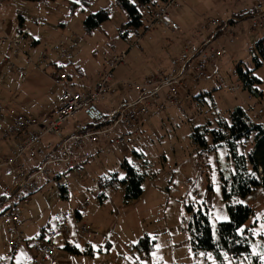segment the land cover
Instances as JSON below:
<instances>
[{
	"label": "rangeland",
	"instance_id": "1",
	"mask_svg": "<svg viewBox=\"0 0 264 264\" xmlns=\"http://www.w3.org/2000/svg\"><path fill=\"white\" fill-rule=\"evenodd\" d=\"M83 1L79 0L80 7L72 10L68 0H3L2 5L0 0V12L5 19L4 32L12 34L16 30L19 14L26 19L32 32L18 53L25 61L26 66L21 65L25 67V73L11 66V62L19 66L20 59L2 55L0 60V137L7 128L9 111L39 115V112L49 113L57 107L58 86L52 85L47 75L36 71L33 66L38 67V59L57 43L76 46L75 52L60 62L72 60L73 64H66L64 68L70 72L72 82L82 83L77 90L91 85L104 67L107 56L125 52L124 60L114 71V82L117 87L119 80V88L100 103L102 113L119 107L123 100H130L136 94L126 82H145L150 75L172 71L174 62L181 57L186 46L209 41L211 47L226 48L227 52L209 61L200 78L196 77V59L190 62L184 85L192 97L203 94L201 100L191 97L194 102L188 101L181 93V103L169 105L160 119H146L139 136L119 127L114 130L115 134L104 135L96 143L85 140L73 153L72 168H66L70 182L66 197L54 180L48 182L43 175L38 176L36 181L43 188L31 194L21 205L23 229L27 234L35 232L33 237H36L41 228L48 231L67 222L72 232L60 234L53 240L62 264H250L256 255L264 264L263 188H256L240 200L253 209L247 223L250 255L235 260L226 257L220 263L212 252H195L189 244L188 226L182 227L184 219L189 220L192 216L187 209L191 204L194 212L200 207L205 211L208 209L214 231L221 218H228L222 177H230L235 170L228 147L201 149L193 142L191 134L194 127L208 123L214 128L217 118L221 115L227 117L234 107L242 106L249 111L253 104L256 109H264V54L258 46L264 38V28H251V21L257 15L237 16L239 13L249 14L256 3L264 0H177L179 6L170 9L179 30L157 21L153 28H141L140 36L130 33L128 38L119 33L127 20L116 0H93L86 7ZM158 2L153 1L147 6ZM102 8L109 11L110 18L87 33L84 20ZM234 17L238 20L225 27L224 24ZM214 19H219L222 24H210ZM162 28L166 33H162ZM161 37L163 45L158 44ZM148 39L152 45H147ZM33 40L39 43L32 45ZM27 53L31 56V65L26 62ZM239 63L244 70H252L261 79L262 83L257 85L263 91L261 97H254L242 88L230 92L231 84L241 82L236 71ZM77 65L83 68L84 75L76 71ZM44 67H50V63ZM50 70L48 68L47 73ZM30 76L33 77L27 83ZM98 120L104 119L100 117ZM76 122L92 123L90 111L83 110L75 118H70L63 132L67 134ZM116 136H122L125 143L114 148L110 141ZM207 138L211 144V136ZM2 140L6 141L0 139V156L8 157L13 145ZM135 151L143 155L138 157ZM124 161L138 168L145 177L143 193L136 199H126L121 182L114 189L101 184L102 180L114 176L119 181L125 179ZM79 165L83 169L81 175L75 168ZM6 168L0 167V195H5V188L12 183ZM50 171L51 176L56 177V168L52 166ZM187 178L193 182L182 189ZM87 198L91 202L89 206L86 205ZM84 225L90 229L82 235L77 229ZM145 235L157 240L149 256L134 248V243ZM8 238L0 223V264H47L39 261L40 251H30L25 244L15 253L7 244ZM36 242L41 243V238ZM68 243L82 253L69 251L66 248Z\"/></svg>",
	"mask_w": 264,
	"mask_h": 264
},
{
	"label": "built area",
	"instance_id": "2",
	"mask_svg": "<svg viewBox=\"0 0 264 264\" xmlns=\"http://www.w3.org/2000/svg\"><path fill=\"white\" fill-rule=\"evenodd\" d=\"M142 17L143 26L132 27L130 33L134 36H140L141 28L154 27L157 21L165 24L172 29H180L179 24L174 20L171 14V7L177 8V0H162L148 7L145 4L133 0ZM174 4V5H173ZM255 13L257 15L251 21V28L257 30L264 28V2L255 4ZM33 20V19H31ZM4 22L0 12V47H4L12 55L20 53L22 44L31 35V28L24 22H17L15 31L12 34L4 32ZM213 25H220L222 21L214 19L210 22ZM139 38V37H138ZM76 46L73 43H57L45 56H42L38 67L56 65L54 79L56 80L59 91L57 92L58 104L53 113L47 115H35L17 113L11 110L8 116L11 122L8 124L4 134L10 137H16L18 142L11 155L8 157L0 156V167H7L11 170L13 176L12 183L5 188V200L0 205V222L4 226L8 235V245L14 251H18L25 241L23 230V220L21 215V205L26 202L29 196L40 191L43 185H39L36 178L43 175L48 182L55 181L56 186L69 188L70 182L67 178L66 168H72L73 153L79 149L85 140L90 143H96L102 136H109L119 127L124 128V132L139 136V120L145 116H151L160 119L171 104H180V94L184 93L188 101H193L192 95H188L185 87L184 77L189 69V64L196 59L195 72L196 77L203 76L209 61L218 55H225L226 48L218 49L211 47L209 41L200 45L186 46V50L175 62V68L172 71L159 72L146 79L145 82H130L127 85L136 92V95L130 100L123 101L119 107L107 113L104 121H98L83 125L76 122L73 129L67 134L63 132L67 121L75 118L83 110H91L116 89L115 69L124 60L125 52L113 53L104 61V67L100 71L99 81L93 88L87 90H76L70 83L71 74L66 70L60 61L69 58L75 52ZM7 58V57H6ZM26 62L31 63V56L25 55ZM12 68L16 67L11 62ZM25 67H21L24 71ZM241 88L240 83H233L229 86L230 92L238 91ZM192 97V98H191ZM257 104V103H256ZM250 116L256 121L264 123V109H256L253 104L249 106ZM55 137L56 141L51 140L45 146H42L45 137ZM125 143L122 136L113 137L110 141L111 147L117 148ZM55 167L56 177L51 176L50 167ZM77 174L81 175L82 167L76 166ZM192 179L187 178L184 189ZM197 196V194H195ZM90 200L86 199V205H90ZM187 219L182 222V227L188 226ZM89 226L84 225L77 229L80 234L85 235L89 232ZM181 231L185 233V229ZM71 227L67 222L60 223L57 227L45 231L42 235V242H31V251H40L39 261L47 264H62L58 255V249L54 245V238L60 234H70ZM39 238V239H40ZM145 258V257H144ZM76 264V263H73Z\"/></svg>",
	"mask_w": 264,
	"mask_h": 264
},
{
	"label": "trees",
	"instance_id": "3",
	"mask_svg": "<svg viewBox=\"0 0 264 264\" xmlns=\"http://www.w3.org/2000/svg\"><path fill=\"white\" fill-rule=\"evenodd\" d=\"M68 1L72 10H76L80 7V3L77 2V0ZM137 1L149 5L153 1L156 2L160 0ZM83 2L86 7L91 4L93 0H84ZM116 2L125 12L127 20L119 29V33L123 38H128L130 37V30L132 27L143 26L142 17L133 0H116ZM85 7H83L82 10H85ZM255 11L254 8L249 14L253 15ZM245 15L247 14H237L238 17H243ZM109 18L110 14L106 8H102L96 13L89 14L84 20L86 32H93ZM18 19L20 23L25 21V18L21 14L18 15ZM233 23V19L228 21V25ZM263 40L264 38L259 41L258 46L264 54ZM38 43V40H33V44L36 45ZM236 71L238 79L241 80V82L238 83H240L243 90H246L254 97H261L263 95V91L257 86L261 84L262 81L253 74L252 70H244L242 63H239ZM201 96H203V94L197 97L193 96V98H199L201 100ZM98 117L105 119L107 113L100 112ZM201 127L193 128L191 134L193 142L201 149L227 146L229 158L233 161L235 170L230 177H222L223 196L229 214L228 218H221L218 221L215 231L209 217L208 209L205 211L200 207L194 212L192 204L187 206L188 212L192 213L188 221V228L190 231L189 244L195 252L200 250L212 252L215 260L220 263L225 260L226 257H230L234 260L240 259L251 254L247 223L253 213V209L240 200L247 197L256 188L264 189V123L254 120L250 116L249 111L244 107L237 106L229 110L227 117L223 115L218 117L217 125L214 128H212L211 123ZM208 135L212 138L211 144L208 141ZM239 144H241V149H239ZM249 145L250 147H248ZM134 153L138 157L143 155V153L138 151ZM123 167L126 171L125 179L119 181V179L114 176L102 180L101 184L103 187L114 189L117 188L119 182H121L125 187L126 199H136L143 193L144 174L138 168L130 165L127 161H124ZM61 191L62 195L66 197L69 188H61ZM4 200L5 195H0V205ZM156 243L157 240L153 239L152 236L145 235L134 243V248L149 256L155 248ZM66 248L73 253H82V251L70 243L66 245ZM90 251H92V249ZM250 264H262L260 256H253Z\"/></svg>",
	"mask_w": 264,
	"mask_h": 264
},
{
	"label": "crops",
	"instance_id": "4",
	"mask_svg": "<svg viewBox=\"0 0 264 264\" xmlns=\"http://www.w3.org/2000/svg\"><path fill=\"white\" fill-rule=\"evenodd\" d=\"M2 2H3V0H1V5H2ZM0 8H2L1 6H0ZM252 14H247V16L246 17H249V16H251ZM234 22H236L238 19L236 18V17H234ZM162 33H166V31H165V29L164 28H162ZM153 39V38H152ZM151 39V40H152ZM162 40H163V37H161L160 38V40H159V45H163L162 44ZM31 44L32 45H35V44H33V41H31ZM37 45V44H36ZM147 45H152L151 43H149V39H148V41H147ZM1 49V48H0ZM2 55H6V56H10V59H13L14 57H15V59H17V60H19L18 62H19V66L17 65V63H15V65H16V67H15V69H18L20 72H22V73H25V71H21V65H25V61L21 58V56L19 55V54H14V55H12L11 53H9V52H7L6 50H5V48H2V51L0 52V60H1V57H2ZM175 63V62H174ZM29 65H31L30 63H28ZM60 64V66L63 64V66H66V64H69V65H72L73 64V62H72V60H68L67 62H65V63H62L61 64V62L59 63ZM103 65H104V63H103ZM26 66V65H25ZM35 68V70L36 71H38V72H41L42 74H45V75H47V77L49 78V80H51V82H52V85L53 84H56L57 86H58V84H57V82H56V80L54 79V76H55V72H56V70H57V67H56V65H51L50 64V67H36L35 65H33ZM77 68H76V71L80 74V75H84V70H83V68L81 67V66H79V65H77L76 66ZM189 67V66H188ZM48 68H50L51 70H50V72H48L47 73V69ZM29 68H28V66H27V69H26V71L28 70ZM9 70H12V68H10ZM102 70V69H101ZM100 70V71H101ZM100 73V72H99ZM99 73L97 74V76H96V78H95V80L94 81H92V83H91V85L89 86V87H87L86 89H83V90H87V89H90V88H93L95 85H96V83H97V81H98V79H99ZM151 76V75H150ZM32 77L33 76H30V78H28V80L26 81L27 83H29L30 81H31V79H32ZM149 77V76H148ZM147 77V78H148ZM118 79V78H117ZM70 83H71V85L73 86V88L74 89H78V88H81V86H82V83L80 82V83H78V82H72V80L70 79ZM59 88V87H58ZM119 88V80H117V87H116V89H115V91L117 90ZM114 91V92H115ZM113 92V93H114ZM112 94V93H111ZM110 95V94H109ZM136 95V94H135ZM134 95V96H135ZM57 96V95H56ZM133 96V97H134ZM132 97V98H133ZM56 100H57V97H56ZM124 101V100H123ZM58 104V100L56 101V105ZM99 107H100V103L95 107V108H93V109H91V110H89L90 111V113H91V117L93 118V122H97L98 123V121H100V120H98L99 119V117H98V115H99V113L100 112H102L100 109H99ZM114 109H116V107H113V108H109L108 109V111L106 112V113H109L110 111H112V110H114ZM55 109H53L51 112H47V113H44V112H39V115H47V114H51V113H53V111H54ZM149 118H153V117H151V116H145V117H142L140 120H139V125H138V128L140 129V133H141V131H142V129H143V125H144V122H145V120L146 119H149ZM8 123H10L11 122V120H10V118H9V116H8ZM102 121H104V120H102ZM8 123L6 124V126H8ZM114 134H115V132H114ZM113 134V135H114ZM0 139H5L6 141H4V140H2L3 142H5V144H9V145H13L12 147H11V153H12V150L14 149V147L16 146V144H17V142H18V139H16V137H8V136H5V134L2 136L1 135V137H0ZM51 140H54V141H56V138L55 137H51V136H47V137H45L44 138V140H43V143H42V146H45L49 141H51ZM15 144V145H14ZM2 147V145H0V148ZM11 155V154H10ZM1 168H3V167H1ZM6 172L7 173H10V175H11V177H12V180H13V176H12V174H11V170L10 169H8V168H6ZM21 215H22V213H21ZM22 220H23V218H22ZM1 223V222H0ZM2 225V224H1ZM2 227H3V229H4V232L6 233V231H5V228H4V226L2 225ZM24 230V229H23ZM44 232H45V230H43V228H41V232L36 236V237H33V235H35V232L34 233H32V234H27L26 233V231L24 230V234H25V239H27V241H30V242H32L31 240L33 239V241H34V239L36 240V239H39L40 237H42V235L44 234ZM7 234V233H6ZM32 235V236H31ZM8 241V240H7ZM27 241H25V242H27ZM7 244H8V242H7ZM25 244V246H27V248L28 249H30L31 247V243H24ZM24 244H23V246H24ZM22 246V247H23ZM31 251V250H30ZM16 253V252H15ZM58 255H59V253H58ZM206 256V255H205ZM62 262V261H61Z\"/></svg>",
	"mask_w": 264,
	"mask_h": 264
},
{
	"label": "bare ground",
	"instance_id": "5",
	"mask_svg": "<svg viewBox=\"0 0 264 264\" xmlns=\"http://www.w3.org/2000/svg\"><path fill=\"white\" fill-rule=\"evenodd\" d=\"M225 27H227L228 26V21H227V23H225V25H224Z\"/></svg>",
	"mask_w": 264,
	"mask_h": 264
},
{
	"label": "snow or ice",
	"instance_id": "6",
	"mask_svg": "<svg viewBox=\"0 0 264 264\" xmlns=\"http://www.w3.org/2000/svg\"><path fill=\"white\" fill-rule=\"evenodd\" d=\"M77 2H79V0H77Z\"/></svg>",
	"mask_w": 264,
	"mask_h": 264
}]
</instances>
